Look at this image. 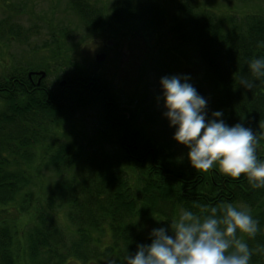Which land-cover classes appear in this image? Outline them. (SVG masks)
Instances as JSON below:
<instances>
[{
	"label": "trees",
	"instance_id": "trees-1",
	"mask_svg": "<svg viewBox=\"0 0 264 264\" xmlns=\"http://www.w3.org/2000/svg\"><path fill=\"white\" fill-rule=\"evenodd\" d=\"M117 1L113 15L133 25L132 36H152L166 23L167 11L154 0ZM71 3L85 29L112 35V20L101 7L89 0ZM179 5L173 30L208 65L217 90L213 111L221 110L230 126L251 127L264 159V78L252 89L239 83L241 77L254 79L248 62L264 56V16L238 18L189 1ZM7 27L11 37L26 40L24 29L0 21V31ZM38 69L47 66L31 61L0 74V264H106L112 258L122 264L127 252L151 242L153 228H168L183 210L203 217L225 203L249 210L258 221L254 237L237 235L254 250L250 264H264V188L252 189L243 174L236 179L216 167L195 170L146 129L141 106L109 78L75 67L54 90L48 75L40 83L33 76L32 85L28 73ZM60 69L50 72L62 75ZM84 108L97 109L102 118L96 143H87L83 131L81 137L54 135ZM39 157L55 174L50 187L40 181L47 190L42 197L33 190ZM13 210L19 216L11 218ZM62 211L68 228L56 214Z\"/></svg>",
	"mask_w": 264,
	"mask_h": 264
},
{
	"label": "rangeland",
	"instance_id": "rangeland-1",
	"mask_svg": "<svg viewBox=\"0 0 264 264\" xmlns=\"http://www.w3.org/2000/svg\"><path fill=\"white\" fill-rule=\"evenodd\" d=\"M154 1L167 11L166 23L152 36H132L131 32L135 29L133 25L116 21L119 17L113 15L117 0H89L93 6L101 7L103 14L112 20V32L116 35L112 33L108 36L104 29H85L74 13L71 0H0V21L15 25V29L21 27L26 37L24 41L11 37L8 34L10 27L0 31V74L8 72L15 65L26 66L33 61L41 66L46 64V81L54 90L66 84V74L71 75L75 67L82 68L85 73H98L109 78L124 98L141 106L140 121L146 129L155 134L166 147H171L177 156L187 160L188 149L173 139L174 128L169 126L167 118L162 115V101L157 100L160 77L188 75L190 83L207 99L208 115L213 112L217 90L208 65L200 53L175 35L173 22L175 14L180 13L179 4L189 1L220 15L232 14L240 18L249 13L264 16V0ZM50 47L56 50H50ZM103 52L107 58L97 62V55ZM52 68L55 71L61 68L62 75L55 71L51 73ZM62 81H65L64 85H60ZM101 121L97 109L84 108L71 122L55 129L54 135L81 137L80 131H83L87 143H96ZM36 161L41 171L33 190L36 197H42V191L47 190L42 189L40 181L45 184L48 182L50 187L55 174L44 167L41 157ZM56 214L65 228L70 227L65 212ZM9 216L13 218L19 216V213L13 210ZM23 227L21 225L22 230H25Z\"/></svg>",
	"mask_w": 264,
	"mask_h": 264
},
{
	"label": "clouds",
	"instance_id": "clouds-1",
	"mask_svg": "<svg viewBox=\"0 0 264 264\" xmlns=\"http://www.w3.org/2000/svg\"><path fill=\"white\" fill-rule=\"evenodd\" d=\"M248 67L254 79L241 77L239 83L252 89L264 78V56L250 59ZM159 87L162 115L174 128L173 139L187 147L195 170L207 172L216 167L236 179L243 174L252 189L264 188V159L257 155L258 138L251 127L240 122L228 125L221 110L209 117L207 99L186 74L161 76ZM257 231L258 221L250 211L232 203L211 207L203 217L183 210L168 228H153L151 242L127 252L122 264H250L254 250L237 233L254 237ZM106 264H117V260L108 259Z\"/></svg>",
	"mask_w": 264,
	"mask_h": 264
},
{
	"label": "water",
	"instance_id": "water-1",
	"mask_svg": "<svg viewBox=\"0 0 264 264\" xmlns=\"http://www.w3.org/2000/svg\"><path fill=\"white\" fill-rule=\"evenodd\" d=\"M106 58H107V54L106 53H100V54L97 55L96 61L97 62H102ZM29 74L30 75H32V74L39 75L40 77H39L38 83H40L42 81V79L45 78V76H46V72L45 71L30 72ZM64 84H65V81H62L60 85H64Z\"/></svg>",
	"mask_w": 264,
	"mask_h": 264
},
{
	"label": "flooded vegetation",
	"instance_id": "flooded-vegetation-1",
	"mask_svg": "<svg viewBox=\"0 0 264 264\" xmlns=\"http://www.w3.org/2000/svg\"><path fill=\"white\" fill-rule=\"evenodd\" d=\"M33 76H38V75H36V74H32V75H30V74H29V79L31 80L32 85H36V82H38V80L35 82ZM38 78H39V77H38Z\"/></svg>",
	"mask_w": 264,
	"mask_h": 264
}]
</instances>
